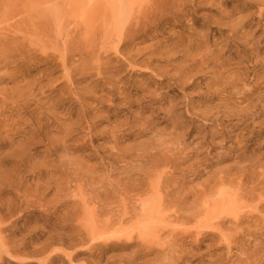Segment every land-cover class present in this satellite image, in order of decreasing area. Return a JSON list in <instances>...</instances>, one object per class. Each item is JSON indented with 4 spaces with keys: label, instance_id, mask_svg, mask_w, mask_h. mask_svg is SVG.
<instances>
[{
    "label": "rangeland",
    "instance_id": "rangeland-1",
    "mask_svg": "<svg viewBox=\"0 0 264 264\" xmlns=\"http://www.w3.org/2000/svg\"><path fill=\"white\" fill-rule=\"evenodd\" d=\"M0 264H264V0H0Z\"/></svg>",
    "mask_w": 264,
    "mask_h": 264
},
{
    "label": "bare ground",
    "instance_id": "bare-ground-1",
    "mask_svg": "<svg viewBox=\"0 0 264 264\" xmlns=\"http://www.w3.org/2000/svg\"><path fill=\"white\" fill-rule=\"evenodd\" d=\"M137 21V20H136ZM122 24V23H121Z\"/></svg>",
    "mask_w": 264,
    "mask_h": 264
}]
</instances>
